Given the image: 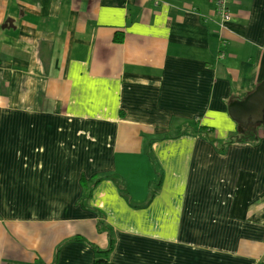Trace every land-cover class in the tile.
<instances>
[{
  "label": "crops",
  "instance_id": "0c3cea01",
  "mask_svg": "<svg viewBox=\"0 0 264 264\" xmlns=\"http://www.w3.org/2000/svg\"><path fill=\"white\" fill-rule=\"evenodd\" d=\"M223 3L0 0V264H93L97 212L113 264L264 261V120L229 115L264 0Z\"/></svg>",
  "mask_w": 264,
  "mask_h": 264
},
{
  "label": "water",
  "instance_id": "95a60500",
  "mask_svg": "<svg viewBox=\"0 0 264 264\" xmlns=\"http://www.w3.org/2000/svg\"><path fill=\"white\" fill-rule=\"evenodd\" d=\"M231 119L242 127L257 125L264 120V81L242 102L229 107Z\"/></svg>",
  "mask_w": 264,
  "mask_h": 264
},
{
  "label": "trees",
  "instance_id": "16d2710c",
  "mask_svg": "<svg viewBox=\"0 0 264 264\" xmlns=\"http://www.w3.org/2000/svg\"><path fill=\"white\" fill-rule=\"evenodd\" d=\"M118 40V39H117ZM248 135L242 134V135H236L233 138V140H243L244 138H246ZM230 141H232V139H230ZM95 183V182H94ZM122 195H126L125 190L122 191ZM98 217L100 218V220L97 223V231L100 233H106L107 237H108V246L105 250H100L98 249L96 246L86 242L84 239L80 238V237H74L73 241L74 242H80L86 246H88L90 249H92L96 254L101 255L102 257L97 258L96 260H94L93 264H113L111 262H109L107 260V256L112 252V250L114 249L115 246V239H114V235H113V229L108 226L106 223H104V221H102L101 217V213L97 212ZM257 264H264V261L257 263Z\"/></svg>",
  "mask_w": 264,
  "mask_h": 264
},
{
  "label": "built area",
  "instance_id": "2783aa9c",
  "mask_svg": "<svg viewBox=\"0 0 264 264\" xmlns=\"http://www.w3.org/2000/svg\"><path fill=\"white\" fill-rule=\"evenodd\" d=\"M217 10L220 14L222 21L227 22L231 20V15L228 13L224 6L223 0H217Z\"/></svg>",
  "mask_w": 264,
  "mask_h": 264
},
{
  "label": "rangeland",
  "instance_id": "374dc122",
  "mask_svg": "<svg viewBox=\"0 0 264 264\" xmlns=\"http://www.w3.org/2000/svg\"><path fill=\"white\" fill-rule=\"evenodd\" d=\"M263 126H264V124L263 125H259L258 127L260 128V129H263ZM209 135H206V137H208ZM140 167H142L141 165L140 166H138V168H140ZM115 176V178H117L118 177V179L120 178V175H118V174H116V175H114ZM120 180V179H119ZM88 200V199H87Z\"/></svg>",
  "mask_w": 264,
  "mask_h": 264
}]
</instances>
